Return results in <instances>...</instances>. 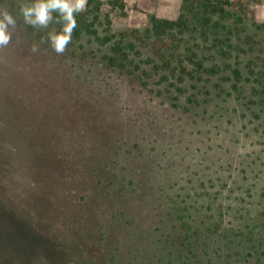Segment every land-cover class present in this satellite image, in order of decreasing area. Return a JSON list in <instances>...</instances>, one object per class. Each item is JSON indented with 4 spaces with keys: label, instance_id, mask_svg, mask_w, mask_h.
Returning <instances> with one entry per match:
<instances>
[{
    "label": "rangeland",
    "instance_id": "obj_1",
    "mask_svg": "<svg viewBox=\"0 0 264 264\" xmlns=\"http://www.w3.org/2000/svg\"><path fill=\"white\" fill-rule=\"evenodd\" d=\"M88 1L94 29L136 30L145 60L164 42L147 34L151 19L183 6L98 0L97 21ZM237 1L264 23V0ZM34 2L0 0L17 20L0 48V264H264L261 68L233 51V68L201 78L157 60L131 74L87 33L57 54L48 37L63 22L25 24Z\"/></svg>",
    "mask_w": 264,
    "mask_h": 264
},
{
    "label": "trees",
    "instance_id": "obj_2",
    "mask_svg": "<svg viewBox=\"0 0 264 264\" xmlns=\"http://www.w3.org/2000/svg\"><path fill=\"white\" fill-rule=\"evenodd\" d=\"M108 3L114 8L119 7L120 10L127 6L124 1L119 0H111ZM93 4V18L99 21L102 16L101 1L89 0L87 7ZM235 8H240L241 12H236ZM248 13V7L237 0H183L177 19H151L147 34H155L164 42H153L155 52L147 60L142 58L143 53L139 47L141 39L136 30L129 34L127 31L111 33L108 29L107 35L102 37L94 29L95 23L91 24L85 14L79 13L75 17L77 27L73 35L80 38L87 33L102 45L110 44L109 54L104 57V61L111 67L126 70L131 74L140 70L141 64L157 60V67L167 69L173 74L178 73L180 78H201L225 67L233 68L227 58L235 51L237 55L249 57L245 67H248L252 74L256 73L254 68H261L258 73L264 77V39L260 37L262 33L260 38L256 34L264 29V23L256 22L253 15L249 17ZM105 20L109 26V14ZM253 26L258 31L253 32ZM217 54L221 55L224 65L217 63ZM233 73L236 78H240L241 72L238 68L233 69ZM140 78L142 79L143 75L139 76ZM143 85L147 86V82L143 81Z\"/></svg>",
    "mask_w": 264,
    "mask_h": 264
},
{
    "label": "clouds",
    "instance_id": "obj_3",
    "mask_svg": "<svg viewBox=\"0 0 264 264\" xmlns=\"http://www.w3.org/2000/svg\"><path fill=\"white\" fill-rule=\"evenodd\" d=\"M86 0H36L20 8V13L25 24L34 28H47L53 20V13H58L63 22L59 32L49 33V42L57 54H62L72 40V33L77 27L75 19L85 9ZM17 25V20L12 13L0 9V48L10 44L12 29ZM35 51V49H33Z\"/></svg>",
    "mask_w": 264,
    "mask_h": 264
}]
</instances>
